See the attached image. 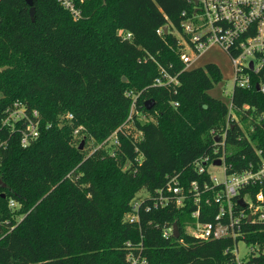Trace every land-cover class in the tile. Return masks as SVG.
<instances>
[{
    "label": "trees",
    "instance_id": "trees-1",
    "mask_svg": "<svg viewBox=\"0 0 264 264\" xmlns=\"http://www.w3.org/2000/svg\"><path fill=\"white\" fill-rule=\"evenodd\" d=\"M78 6L74 21L57 0H35L31 21L24 0H0V264H128L129 249L147 264H264V226L249 229L245 242L256 250L237 262L230 239L185 233L193 206L143 210L170 177L184 186L199 180L193 162L211 154L224 131L229 173L258 159L254 149L264 159V92L255 89L264 86V66L247 70L250 87L233 88L230 113L209 95L222 79L219 67L185 68L180 59L181 14L192 4ZM162 70L178 84L152 86ZM146 100L154 101L150 110ZM14 104L38 113V136L25 146L24 120L2 126ZM115 132L118 145L108 141ZM81 140L97 146L88 154ZM250 191L264 195V182ZM140 198L139 221L130 223ZM206 211L215 207H203L200 221L212 219ZM174 223L180 237H163Z\"/></svg>",
    "mask_w": 264,
    "mask_h": 264
},
{
    "label": "built area",
    "instance_id": "built-area-1",
    "mask_svg": "<svg viewBox=\"0 0 264 264\" xmlns=\"http://www.w3.org/2000/svg\"><path fill=\"white\" fill-rule=\"evenodd\" d=\"M89 0H57L74 21L82 17L78 5ZM192 4L190 12L183 11L184 19L181 22L184 37L181 38L183 52L181 61L188 68L208 48L219 45L229 55L235 70L234 87H250V76L247 72L258 73L264 66V0H186ZM162 30H157L160 35ZM130 34L124 36L129 39ZM252 63V70L249 64ZM162 77L157 78L152 86L177 85L176 77L168 76L163 70ZM233 87V88H234ZM259 91L264 92V86L259 85ZM232 113V106L227 105ZM137 114L135 98L133 99L131 114ZM71 119V115H66ZM142 118V117H141ZM144 119V117L142 118ZM24 120L25 131L22 133L21 145L25 146L29 139L38 136V113L27 115L25 109L14 104L8 110L2 126H12L17 121ZM81 128L74 130V137H78ZM226 131L216 136V146L207 154L193 162L194 170L201 176L199 180L191 181L184 186L179 175L170 177L165 186L156 189L153 195H148L150 204L143 207L145 212L158 211L165 208L183 209L188 205L194 207L190 213L191 222L185 223V233L201 240L230 239L233 242V253L237 262V244L249 234V229L264 226V195L261 191L252 194L251 189L264 182V159L261 152L255 150L258 159L251 160L240 171L229 173L231 165H227L226 156L230 152L225 146ZM108 141L118 145L116 132ZM219 161L220 165H215ZM214 170L219 171L215 173ZM144 198L132 202V212L128 214L127 221L137 223L139 211ZM243 203V205H241ZM13 206V203L10 202ZM203 207H215V213L206 211L210 221H200ZM211 215V216H210ZM172 224L163 229L165 238L173 237ZM247 245V244H246ZM127 248H131L126 243ZM249 246V245H248ZM251 252L255 251V246ZM126 260L128 264H147L140 253L135 255L129 249Z\"/></svg>",
    "mask_w": 264,
    "mask_h": 264
},
{
    "label": "rangeland",
    "instance_id": "rangeland-1",
    "mask_svg": "<svg viewBox=\"0 0 264 264\" xmlns=\"http://www.w3.org/2000/svg\"><path fill=\"white\" fill-rule=\"evenodd\" d=\"M208 63L217 65L222 74L221 81L214 85V87L209 91V95L222 101L226 105H230L231 94L235 83V70L229 55L219 45H214L204 51V53H202L195 61L190 63L189 68L204 67ZM83 146L82 150L89 154L96 148L97 145L90 140ZM214 172L218 173L219 171L214 170ZM144 195L145 191L142 190L137 194L136 198ZM251 249V246L246 245L243 241H239L237 244V259L240 261L245 260L251 253Z\"/></svg>",
    "mask_w": 264,
    "mask_h": 264
},
{
    "label": "water",
    "instance_id": "water-1",
    "mask_svg": "<svg viewBox=\"0 0 264 264\" xmlns=\"http://www.w3.org/2000/svg\"><path fill=\"white\" fill-rule=\"evenodd\" d=\"M24 1L27 4V6L29 7V16L31 18V21H34L35 9L33 7V3H34L35 0H24ZM163 30L166 33L167 27H164ZM5 69H6V67L2 68V70H5ZM249 69L252 70V63L249 64ZM255 89L257 91H259V85L258 84L255 85ZM144 105H145L146 110H150L153 107V105H154V101L153 100H146L144 102ZM215 141H218V138L215 139ZM83 145H84V140H81L80 146H79V150H82ZM214 164L215 165H220V162L219 161H215ZM0 188H5V185L1 182V180H0ZM2 197H4V195H2ZM241 205H243V203H241ZM172 228H173V237H174V239H178L180 237V230H179L178 225L176 223H174Z\"/></svg>",
    "mask_w": 264,
    "mask_h": 264
}]
</instances>
